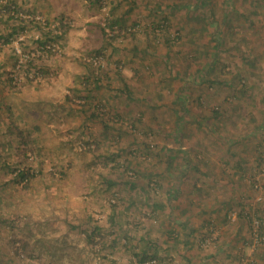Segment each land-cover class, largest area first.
I'll list each match as a JSON object with an SVG mask.
<instances>
[{
    "label": "rangeland",
    "instance_id": "374dc122",
    "mask_svg": "<svg viewBox=\"0 0 264 264\" xmlns=\"http://www.w3.org/2000/svg\"><path fill=\"white\" fill-rule=\"evenodd\" d=\"M0 264H264V0H0Z\"/></svg>",
    "mask_w": 264,
    "mask_h": 264
},
{
    "label": "trees",
    "instance_id": "16d2710c",
    "mask_svg": "<svg viewBox=\"0 0 264 264\" xmlns=\"http://www.w3.org/2000/svg\"><path fill=\"white\" fill-rule=\"evenodd\" d=\"M5 10L8 12V16H10V12L14 10L15 5H12V3H8L4 5ZM30 23H34V21L32 20H27ZM61 27V31H65V29L68 27L67 24H65L64 22H59L58 23V28ZM50 32V31H49ZM50 34V33H49ZM51 40V38H50ZM9 39H5V42H8ZM44 44V43H43ZM39 74L41 76L45 77V72L44 70L40 69L38 70ZM6 111H7V119H8V124L9 127L13 129V132L15 133L16 139L18 141V148L19 151L22 153L23 156H26L28 152H33L34 149L37 147L38 149L40 148V146H38V144L36 143V141L34 140V138L31 136L30 133L25 132L24 130H22L18 125H16L15 121L13 120V113L11 111V108L9 106H6ZM17 178H19L21 181L24 180V186H27V179H29L32 175V173H29L28 170H20L16 173ZM18 241H20V246L23 249H29V242L28 241H23L22 239H18ZM145 258H148L146 256L142 257V260H145Z\"/></svg>",
    "mask_w": 264,
    "mask_h": 264
}]
</instances>
